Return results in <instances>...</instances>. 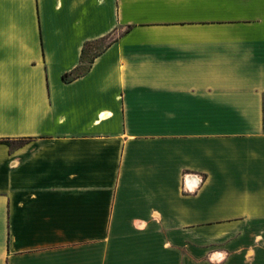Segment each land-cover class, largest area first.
Returning a JSON list of instances; mask_svg holds the SVG:
<instances>
[{
  "label": "crops",
  "instance_id": "crops-1",
  "mask_svg": "<svg viewBox=\"0 0 264 264\" xmlns=\"http://www.w3.org/2000/svg\"><path fill=\"white\" fill-rule=\"evenodd\" d=\"M263 98L264 0H0V264H264Z\"/></svg>",
  "mask_w": 264,
  "mask_h": 264
},
{
  "label": "rangeland",
  "instance_id": "rangeland-1",
  "mask_svg": "<svg viewBox=\"0 0 264 264\" xmlns=\"http://www.w3.org/2000/svg\"><path fill=\"white\" fill-rule=\"evenodd\" d=\"M95 50L93 48H88L84 54V64L78 69V72H82L84 69H86L87 64L89 63L92 55L94 54Z\"/></svg>",
  "mask_w": 264,
  "mask_h": 264
},
{
  "label": "trees",
  "instance_id": "trees-1",
  "mask_svg": "<svg viewBox=\"0 0 264 264\" xmlns=\"http://www.w3.org/2000/svg\"><path fill=\"white\" fill-rule=\"evenodd\" d=\"M78 73H80V72H78L77 70L74 71V72L65 73V74H63V78L64 79H67L69 76H76V75H78ZM263 106H264V98H263ZM4 142H7V140H4Z\"/></svg>",
  "mask_w": 264,
  "mask_h": 264
}]
</instances>
